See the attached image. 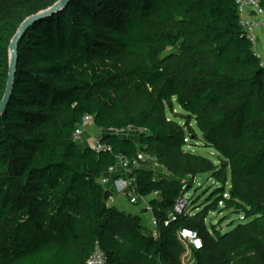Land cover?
Returning <instances> with one entry per match:
<instances>
[{"label": "trees", "instance_id": "16d2710c", "mask_svg": "<svg viewBox=\"0 0 264 264\" xmlns=\"http://www.w3.org/2000/svg\"><path fill=\"white\" fill-rule=\"evenodd\" d=\"M57 1L0 0V101L14 35ZM18 49L0 114V264H87L97 245L108 264H183V228L203 240L196 264H264V68L236 0H71L30 26ZM174 98L183 125L167 116ZM86 115L110 150L75 140ZM193 122L221 164L185 149ZM130 128L141 130L138 143L114 132ZM140 154L170 174L142 168L149 159L131 170L135 193L152 197L158 238L108 204L101 183ZM208 173L221 185L215 200L165 226L184 182ZM221 204L243 221L209 226Z\"/></svg>", "mask_w": 264, "mask_h": 264}, {"label": "rangeland", "instance_id": "374dc122", "mask_svg": "<svg viewBox=\"0 0 264 264\" xmlns=\"http://www.w3.org/2000/svg\"><path fill=\"white\" fill-rule=\"evenodd\" d=\"M173 109L170 106L167 108V116L171 120L178 121L180 124H184L185 120L183 118L186 115V112L181 108L177 99L174 98L172 101ZM191 127L193 128L197 138L192 136V133L187 130L188 134V143L185 147L186 150L195 152L199 155H203L209 159H211L215 164H221L223 160V156L218 153V151L214 148H211L206 145L204 141L203 134L197 128L196 124L193 122ZM122 137L132 138L137 137L138 134H141V130L130 128L127 131H114ZM101 133L95 129L93 124H90L85 129L82 138L81 144L86 145L87 140L99 138ZM144 168L153 169L152 171L155 174L159 175L160 172L163 173L162 167L158 164L154 157H151L149 160L143 163ZM184 183L185 184V193L189 197V206L191 207V212L195 209L199 208L198 211L203 210L208 204L212 203L215 200L214 192L220 188V184L212 177V174H199L194 177L192 182L188 179ZM232 186V183L229 181L226 186V193L229 194V190ZM188 189V190H187ZM211 199V200H210ZM189 207V208H190ZM243 221V216L238 215L233 210L224 209V204H221L218 210L211 211L207 218V223L210 226L211 224H216L219 229L222 231L230 230V224H238ZM184 264H196L195 257L192 253L186 254L184 257Z\"/></svg>", "mask_w": 264, "mask_h": 264}, {"label": "built area", "instance_id": "2783aa9c", "mask_svg": "<svg viewBox=\"0 0 264 264\" xmlns=\"http://www.w3.org/2000/svg\"><path fill=\"white\" fill-rule=\"evenodd\" d=\"M237 10L239 14V24L242 28L243 36H245L252 49V54L258 59L260 67L264 68V7L262 6L261 0H236ZM93 123V117L91 115H86L83 119V123L75 130L74 138L75 140H81L82 135L86 129V126ZM92 147L97 152L110 150V147L102 142V137L96 139ZM150 155L140 154L139 159L129 162L127 160H120V165L123 169L128 170L131 174L130 180L128 183L135 185V177L131 171L133 167H140V160L150 159ZM115 167H112L110 172L114 170ZM108 182L107 177L101 179L102 184ZM120 184V179L117 180V183ZM113 199L109 198V203H113ZM136 198H132V202H135ZM110 204V205H111ZM189 197L187 193H183L177 199L175 210L169 214V218L165 220L164 225L168 226L170 221L174 220L175 213H191V207L189 206ZM190 207V208H189ZM148 209L151 210L150 205ZM161 221L158 217H153V225L160 226ZM180 239L188 244L191 249H201L203 247V240L200 234L191 228H183L179 232ZM87 264H108L107 257L105 252L97 245L95 251L89 258Z\"/></svg>", "mask_w": 264, "mask_h": 264}, {"label": "crops", "instance_id": "0c3cea01", "mask_svg": "<svg viewBox=\"0 0 264 264\" xmlns=\"http://www.w3.org/2000/svg\"><path fill=\"white\" fill-rule=\"evenodd\" d=\"M91 124H93V123H91ZM86 128H87V126H86ZM95 129H97L96 126H95ZM134 129H136V128H134ZM97 131L101 133L99 135L100 137H103V134H105V132L100 131L99 129H97ZM124 131H127V130H124ZM123 138H127V137H123ZM129 139H132L138 143L139 139H140V134H138L136 138L132 137ZM95 141H96V139H94V137H93L92 141H91V139H88L87 145L92 146ZM144 167L145 166L142 165V168H144ZM145 169L153 170V169H149V168H145ZM162 169H163L162 170L163 173L160 172L159 175L156 174L157 177L163 176V175L164 176H170L168 171H166L163 167H162ZM104 177L108 178V182L106 184H104V186L110 192L109 198L114 200L113 203L112 204L110 203V204L112 206L116 207L117 209H119L121 212L126 213L129 216L136 217L137 219H139L141 225L146 229V231L149 234H151L152 236H154L155 238H158L159 237V226L156 227L153 225V217L155 215L152 213V210L148 209V205L151 204L150 202H151L152 197H140L135 193L134 185L128 183V181L130 180V177H131L130 172L128 170L123 169V167L120 165V162H119L115 166V169L112 170L111 172L110 171L107 172ZM118 179H120V184H119V182L117 183ZM133 197L136 198L135 202H132ZM108 201H109V199H108ZM108 201H107V203H109ZM198 210H199V208L195 209L194 211L191 212V214H195V213L199 212ZM184 244L186 246V252L183 255V264H184L185 255L192 253L191 247L186 243H184ZM192 255H193V253H192Z\"/></svg>", "mask_w": 264, "mask_h": 264}, {"label": "water", "instance_id": "95a60500", "mask_svg": "<svg viewBox=\"0 0 264 264\" xmlns=\"http://www.w3.org/2000/svg\"><path fill=\"white\" fill-rule=\"evenodd\" d=\"M70 1L71 0L57 1L52 7L28 17L17 30L16 34L14 35L10 43L9 76H8V80L6 84V90H5L4 97L0 101V114L6 110L7 105L11 99L12 92H13L16 70H17V65L19 61L18 47H19V43L21 39L23 38L27 30L30 28V26H32L37 21L42 20L43 18L62 10L64 7H66L69 4Z\"/></svg>", "mask_w": 264, "mask_h": 264}]
</instances>
